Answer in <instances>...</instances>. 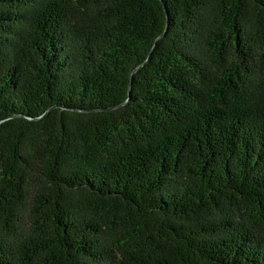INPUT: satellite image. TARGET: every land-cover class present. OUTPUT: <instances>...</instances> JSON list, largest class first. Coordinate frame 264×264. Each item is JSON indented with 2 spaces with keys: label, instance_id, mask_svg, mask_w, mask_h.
I'll return each instance as SVG.
<instances>
[{
  "label": "trees",
  "instance_id": "16d2710c",
  "mask_svg": "<svg viewBox=\"0 0 264 264\" xmlns=\"http://www.w3.org/2000/svg\"><path fill=\"white\" fill-rule=\"evenodd\" d=\"M0 264H264V0H0Z\"/></svg>",
  "mask_w": 264,
  "mask_h": 264
},
{
  "label": "water",
  "instance_id": "95a60500",
  "mask_svg": "<svg viewBox=\"0 0 264 264\" xmlns=\"http://www.w3.org/2000/svg\"><path fill=\"white\" fill-rule=\"evenodd\" d=\"M168 21H169V20H168ZM163 35H164V33H163ZM137 70H138V68H137V69H136V68L134 69V71H133V75H134L135 72H137ZM133 75H132V79H133ZM132 79H131L130 87H129V93H130V94H131V92H132ZM11 117H14V116H11ZM11 117H10V118H11Z\"/></svg>",
  "mask_w": 264,
  "mask_h": 264
}]
</instances>
